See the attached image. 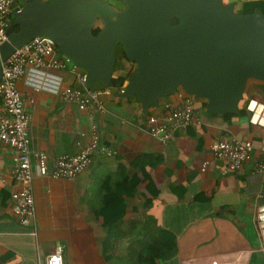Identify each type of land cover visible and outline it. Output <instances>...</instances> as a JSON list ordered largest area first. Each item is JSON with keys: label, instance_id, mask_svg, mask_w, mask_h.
Here are the masks:
<instances>
[{"label": "crops", "instance_id": "crops-1", "mask_svg": "<svg viewBox=\"0 0 264 264\" xmlns=\"http://www.w3.org/2000/svg\"><path fill=\"white\" fill-rule=\"evenodd\" d=\"M46 71L59 75L64 84L77 83L69 68ZM27 79L26 72L17 86L26 98L32 149L45 151L48 162L62 153L76 152L88 142L90 122L95 120L100 144L115 152L96 153L91 165L74 178L35 175V223L25 225L11 211L10 193L19 186L10 174L14 149L0 141V172L5 177L0 182V259L4 264L44 262L56 244L62 245L63 264H116L101 253L103 217L96 210L107 183L114 185L123 175L132 193L121 195L124 222L155 220L176 236L175 253L158 264H264L254 221L256 204L264 196V178L260 185L250 180L258 172L264 113L260 119L252 116L249 107L243 114L228 117L208 113L202 98L181 88L160 99L159 105L144 109L136 94L120 95L112 86V93L103 95L107 111L89 112L64 101L57 92L43 86L36 89ZM251 94L264 100L263 95ZM187 99L200 111L199 124L175 128L166 142L150 135L149 113L159 111L165 100ZM230 135L250 138L252 157L238 169L222 173L224 162L212 156L210 143ZM205 159L208 163L202 169ZM127 244V238L121 239L120 250Z\"/></svg>", "mask_w": 264, "mask_h": 264}, {"label": "water", "instance_id": "water-1", "mask_svg": "<svg viewBox=\"0 0 264 264\" xmlns=\"http://www.w3.org/2000/svg\"><path fill=\"white\" fill-rule=\"evenodd\" d=\"M121 1L116 9L106 0H23L13 8L18 30L9 25L0 43V77L1 61L44 33L86 71L88 87L109 84L120 44L136 66L118 93L136 94L144 109L181 88L206 99L210 112H237L249 79L264 81V12L258 6L242 13L236 0ZM97 19L102 27L94 33ZM262 178L255 172L250 180L260 185Z\"/></svg>", "mask_w": 264, "mask_h": 264}, {"label": "built area", "instance_id": "built-area-1", "mask_svg": "<svg viewBox=\"0 0 264 264\" xmlns=\"http://www.w3.org/2000/svg\"><path fill=\"white\" fill-rule=\"evenodd\" d=\"M19 6L23 0H0V43L7 39V27L13 14L14 3ZM46 1V0H43ZM54 39L47 34H38L29 39L1 61L0 77V141L14 149L13 163L10 174L19 186L10 193L11 211L22 224L35 223V200L32 179L35 175H48L51 177L74 178L87 169L98 152L112 154L115 150L100 144L101 131L97 121L91 120L89 127V140L76 152H65L50 162L47 153L43 150H34L30 147L29 121L30 115L26 110V98L18 89L17 82L27 72L30 83L36 89L43 86L60 94L64 101L75 104L78 108L89 112L104 113L107 106L103 95L111 94L109 85L88 87L86 84V71L75 64L67 55L60 53ZM69 68L75 72L77 83L64 84L59 75L47 72L50 69ZM36 79H35V78ZM40 77V78H39ZM32 79V80H30ZM37 80L38 82H36ZM123 90V86L119 91ZM33 100V97L29 98ZM253 99H248L246 108L252 116L259 117L264 113V108L257 113L258 106L252 105ZM263 104L258 101L257 104ZM260 119V117H259ZM201 122L200 111L187 99L180 102L165 100L159 111L149 113L146 117L147 130L153 137L161 142H166L177 127L186 128ZM264 127V119L261 123ZM260 155L256 161V170L264 178V134L260 136ZM212 156L224 162L222 173L238 169L242 163L252 157L253 142L247 137L236 135L217 138L210 143ZM208 160L202 162V169ZM5 177L0 172V182ZM254 221L259 234L261 248L264 251V201H259L255 207ZM0 264H4L0 259ZM38 264H63L62 245L56 244L47 255L44 262Z\"/></svg>", "mask_w": 264, "mask_h": 264}, {"label": "trees", "instance_id": "trees-1", "mask_svg": "<svg viewBox=\"0 0 264 264\" xmlns=\"http://www.w3.org/2000/svg\"><path fill=\"white\" fill-rule=\"evenodd\" d=\"M255 6H258L264 12V0H242L238 12L244 13L251 11ZM172 21H176V18L174 17ZM9 25L15 31L19 28L13 14L10 16ZM99 29L100 27H93L92 31L95 33ZM117 48L120 49L126 57L120 44L116 45L115 57ZM119 68L120 66L117 64L116 57L114 70ZM134 69L135 67L129 69L128 72L120 70L118 74H112L108 85L114 87V89L118 91L121 86L120 83H123L129 73ZM247 85L253 86L250 87L251 91L257 90L263 92L264 90V81H260L256 84L249 83ZM100 86L103 85L94 81L91 87L95 88ZM245 92L250 93L247 88ZM262 95L264 96V94ZM246 99L243 104L239 102L237 112H227L225 116L240 115L247 112L245 106ZM201 102L202 106L206 107V99L202 98ZM207 112L211 113L209 111ZM120 168H123L122 164H120ZM127 178V175H123L120 179L116 180L114 185L107 183V186L104 187V194L101 197V202L96 210L97 213L103 217L102 226L104 232L99 238L101 253L106 260H113L116 264H158L160 260L168 258L175 253L176 236L170 229L157 225L155 220H153L154 223L149 219H129L128 222H124L125 220L122 216L125 212V202L123 198H121V195L123 193L127 195L132 194L129 189L125 187ZM261 199V201H264V196ZM151 225L153 226L151 227ZM133 229L135 230L134 233L131 232ZM123 238L128 239V244L125 246L124 250H120L119 243Z\"/></svg>", "mask_w": 264, "mask_h": 264}, {"label": "rangeland", "instance_id": "rangeland-1", "mask_svg": "<svg viewBox=\"0 0 264 264\" xmlns=\"http://www.w3.org/2000/svg\"><path fill=\"white\" fill-rule=\"evenodd\" d=\"M106 1H107V2H110L111 4H113V5L115 6L116 9H121V7L123 6V3H122L121 0H106ZM224 2H227V0H225ZM237 3H238V2H237ZM239 7H240V0H239V4L235 5V10L238 11V8H239ZM94 27H102V22H101V20L97 19V20L95 21ZM116 57H117V64H119L120 68H119V69H115V70H123L124 72H128L129 69L134 68V67L136 66V64H135L134 62H132L131 60H129L128 58H126V57L123 55V53L121 52V50L118 49V48H117V51H116ZM130 74H131V73H129V75H130ZM129 75L127 76L126 80L129 78ZM258 82H260V81H258V80L255 79V78H251V79H249V81H248L247 84H249V83H250V84H251V83L256 84V83H258ZM261 82H263V81H261ZM248 86H249V87H248ZM250 87H253V86H251V85H247V86H246L247 90H249L250 93H248V92H245V93H244V97H243V99H241V100L239 101L240 104H243V102H244V100H245L246 98L250 99V98H251V97H250V94H251V93H253V94H251V95H256V97H257V96H258V97H259V96L262 97L261 95L264 94V90H263V92H260V91H257V90H253V91H251V90H250ZM247 96H248V97H247Z\"/></svg>", "mask_w": 264, "mask_h": 264}, {"label": "bare ground", "instance_id": "bare-ground-1", "mask_svg": "<svg viewBox=\"0 0 264 264\" xmlns=\"http://www.w3.org/2000/svg\"><path fill=\"white\" fill-rule=\"evenodd\" d=\"M258 103V101H255L254 99H253V101H252V105L254 106V107H256V106H258V110H257V113H259V115H260V109H262V108H264V105L261 103H259V104H257ZM262 118H264V115L262 116Z\"/></svg>", "mask_w": 264, "mask_h": 264}]
</instances>
